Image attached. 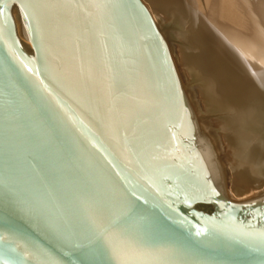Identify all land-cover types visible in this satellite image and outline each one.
<instances>
[{
  "label": "water",
  "instance_id": "water-1",
  "mask_svg": "<svg viewBox=\"0 0 264 264\" xmlns=\"http://www.w3.org/2000/svg\"><path fill=\"white\" fill-rule=\"evenodd\" d=\"M0 264H264L139 0H0Z\"/></svg>",
  "mask_w": 264,
  "mask_h": 264
},
{
  "label": "bare ground",
  "instance_id": "bare-ground-1",
  "mask_svg": "<svg viewBox=\"0 0 264 264\" xmlns=\"http://www.w3.org/2000/svg\"><path fill=\"white\" fill-rule=\"evenodd\" d=\"M139 1L167 32L170 48L161 41L220 187L237 198L257 196L264 187V0Z\"/></svg>",
  "mask_w": 264,
  "mask_h": 264
},
{
  "label": "rangeland",
  "instance_id": "rangeland-1",
  "mask_svg": "<svg viewBox=\"0 0 264 264\" xmlns=\"http://www.w3.org/2000/svg\"><path fill=\"white\" fill-rule=\"evenodd\" d=\"M152 22H154V19L152 18ZM158 31H159V34L161 35V37H162V39H163V41L164 42H166V46H167V48H170V46H169V42H168V40H167V38H166V33L167 32H165V34H164V32L162 31V30H159L158 29ZM167 31V30H166ZM223 171H224V173L227 175V170L225 171V168L223 169ZM256 195L257 196H255V197H249V198H237V197H234V196H232L235 200H244V201H251V200H256V201H262L263 199H264V187L263 188H261V189H259V190H257L256 191Z\"/></svg>",
  "mask_w": 264,
  "mask_h": 264
}]
</instances>
